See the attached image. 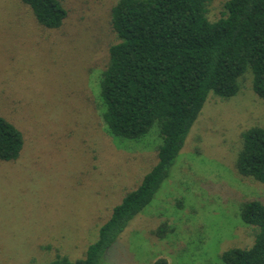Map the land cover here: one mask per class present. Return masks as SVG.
Segmentation results:
<instances>
[{"label":"rangeland","instance_id":"rangeland-1","mask_svg":"<svg viewBox=\"0 0 264 264\" xmlns=\"http://www.w3.org/2000/svg\"><path fill=\"white\" fill-rule=\"evenodd\" d=\"M117 1L60 0L67 16L47 29L19 0H0V117L23 137L20 156L0 161V264L83 258L157 162L156 125L140 139H113L100 116ZM226 1L207 3L209 21ZM252 80L248 69L227 100L209 93L168 177L99 264H224L222 252L252 245L255 228L240 208L264 202V184L235 167L242 132L264 128ZM163 223L171 231L159 238Z\"/></svg>","mask_w":264,"mask_h":264},{"label":"trees","instance_id":"trees-1","mask_svg":"<svg viewBox=\"0 0 264 264\" xmlns=\"http://www.w3.org/2000/svg\"><path fill=\"white\" fill-rule=\"evenodd\" d=\"M47 29L61 27L67 12L60 0H19ZM210 0H118L111 26L118 42L100 81V116L113 138L140 139L156 125L157 162L128 192L100 227L85 256L57 257L49 264H99L130 220L153 199L184 146L209 93L235 96L249 69L252 88L264 100V0H228L218 20L207 18ZM237 173L264 184V128L241 134ZM23 147L20 131L0 117V161L16 160ZM240 218L255 228L249 248H230L224 264H264V202L248 200ZM171 231L166 223L154 234ZM153 264H168L163 258Z\"/></svg>","mask_w":264,"mask_h":264}]
</instances>
